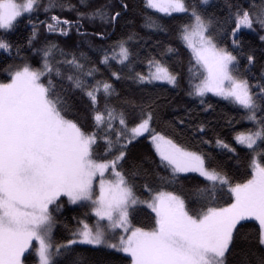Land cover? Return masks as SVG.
Returning <instances> with one entry per match:
<instances>
[{
  "label": "snow or ice",
  "instance_id": "6c2138e0",
  "mask_svg": "<svg viewBox=\"0 0 264 264\" xmlns=\"http://www.w3.org/2000/svg\"><path fill=\"white\" fill-rule=\"evenodd\" d=\"M209 3L143 0L142 27L167 33L164 18L185 14L175 37L188 53L185 94L203 112L213 110L209 96L227 102L237 113L227 134L192 107L164 122L151 91L139 101L121 95L117 83L182 82L179 47L149 46L137 32L108 43L125 20L124 0H0V53L12 58L0 68V264H78L82 252L103 249L129 264H264V47L258 54L243 41L264 33V0H225L220 17ZM21 22L30 25L31 56L11 39ZM73 35L79 40L66 46ZM141 138L158 160L131 155ZM217 156L246 157L247 176L237 180ZM66 205L83 215L59 240ZM141 208L154 214L150 226L134 222Z\"/></svg>",
  "mask_w": 264,
  "mask_h": 264
},
{
  "label": "trees",
  "instance_id": "16d2710c",
  "mask_svg": "<svg viewBox=\"0 0 264 264\" xmlns=\"http://www.w3.org/2000/svg\"><path fill=\"white\" fill-rule=\"evenodd\" d=\"M76 2V0H73ZM94 6L101 5L105 3V0H92ZM115 2H119V0H115ZM129 5L128 11L124 14L125 20L121 22L114 31H109L108 33V43H112L115 40L124 37L126 34L130 32H137L141 37L148 41V45L150 46L152 41L154 40H163L166 43H170L173 46L179 47L176 41V29L181 24L187 22V17L185 14H175L176 19L171 17L164 18V22L167 25L168 32L167 33H159L153 34L142 27V13L143 9V0H124ZM256 3H259V0H255ZM119 10V9H117ZM207 11L209 15H214L216 17H220L226 14L225 0H212L207 6ZM40 17L43 18L44 14L41 13ZM62 18H69L68 14L65 13L62 15ZM93 29L91 27L88 28V31L91 32ZM30 32V25H27L24 22H21L18 29L11 35V39L20 45V53L21 55L31 56V50L25 47L27 36ZM43 35V31L41 33ZM261 33L259 29L255 32H246L243 41L245 46H251L256 49L257 53L261 51L262 47H264V42H261L259 36ZM226 44L230 45V38L222 37ZM79 40L78 37L72 36L67 40L66 46H71ZM64 44V41H61ZM97 46H101V42L97 37L94 41ZM143 54V53H142ZM15 55V52L13 53ZM259 58V55H258ZM11 57H7L6 54L0 53V68L4 66L5 60L7 62H11ZM179 60L180 62L173 61V66L177 67L181 72V86L179 89H173L169 85H156V86H139L133 84L131 81H127L124 83H117V87L121 93V95H128L137 101L142 99H147L149 96V91H151V95L157 99V102L162 106V120L164 122L174 121L184 114V110L186 108L192 107L196 109V112L199 113L201 118H206L207 120L213 122L217 125L218 131L223 134H227L232 129H230L226 125V120L229 117H237V113L232 109L227 102L219 100L217 97L209 96L208 102L213 105V110L209 112H203L202 107L197 105L195 102L190 101V99L185 94L186 89V79H185V70L188 64V53L183 47H179ZM242 65L245 64L243 58L241 59ZM141 70H146L143 65H138ZM260 65L257 64L252 71L255 73L257 77L260 75ZM255 82V81H254ZM141 88H146L147 90L141 91ZM154 89V90H153ZM75 103L79 107L86 103L85 100L74 98ZM160 128H164V123L162 122L159 125ZM246 127V123H237L235 124L236 130H242ZM184 136H187V133H184ZM178 139H183V137H178ZM227 139L231 140V136H227ZM131 149V155L139 160L142 158H148L150 160H158V157L154 154V149L151 147L150 141L143 140L141 138L140 141L135 142L134 145L129 146ZM218 151V150H214ZM217 160L221 162L228 171L233 175L237 180L244 179L247 176L248 168H247V159L246 157L241 160V162L236 163L228 157L225 156H217ZM155 167V165H152ZM238 169V170H237ZM191 177H195L196 174H188ZM198 181L196 179L185 180L181 179V183L185 186L189 184H195ZM228 200V196L223 195L219 202L224 203ZM61 220L58 225L57 232L54 234L55 237L59 240H64L66 237L70 236V230L75 229L77 224L76 221L78 218L82 217L83 210H79L77 206H65L63 211L59 213ZM152 215L149 209L141 208L137 210L135 214V221L137 224H142L146 226H150L152 224ZM249 232H254V229H249ZM81 248L91 249V246H80ZM241 249L246 250L245 244L242 242ZM242 254L234 257L236 260H241ZM130 258H127L122 253H113L110 250H89L84 251L80 254L78 264H106V262H111V264H129Z\"/></svg>",
  "mask_w": 264,
  "mask_h": 264
},
{
  "label": "rangeland",
  "instance_id": "374dc122",
  "mask_svg": "<svg viewBox=\"0 0 264 264\" xmlns=\"http://www.w3.org/2000/svg\"><path fill=\"white\" fill-rule=\"evenodd\" d=\"M211 1H212V0H210V2H211ZM67 206H75V205H67ZM92 222H93V223L95 222V221H94V219H93V221H92ZM124 255H125V254H124Z\"/></svg>",
  "mask_w": 264,
  "mask_h": 264
}]
</instances>
